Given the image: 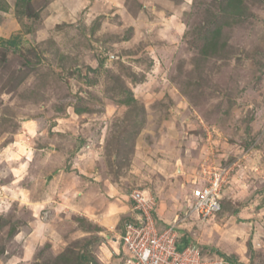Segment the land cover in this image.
<instances>
[{
    "label": "rangeland",
    "instance_id": "rangeland-1",
    "mask_svg": "<svg viewBox=\"0 0 264 264\" xmlns=\"http://www.w3.org/2000/svg\"><path fill=\"white\" fill-rule=\"evenodd\" d=\"M215 172L223 207L187 213ZM138 188L205 257L264 264V0H0V264H123Z\"/></svg>",
    "mask_w": 264,
    "mask_h": 264
},
{
    "label": "built area",
    "instance_id": "built-area-1",
    "mask_svg": "<svg viewBox=\"0 0 264 264\" xmlns=\"http://www.w3.org/2000/svg\"><path fill=\"white\" fill-rule=\"evenodd\" d=\"M213 175L212 179L193 188L187 213L195 212L205 218L215 215L221 209L226 184L222 172ZM130 199L135 216L124 222L118 241L123 264H228L222 256L205 257L195 244L180 248L178 240L181 234L175 223L158 228L154 211L157 200L151 193L146 194L144 189H134Z\"/></svg>",
    "mask_w": 264,
    "mask_h": 264
},
{
    "label": "crops",
    "instance_id": "crops-1",
    "mask_svg": "<svg viewBox=\"0 0 264 264\" xmlns=\"http://www.w3.org/2000/svg\"><path fill=\"white\" fill-rule=\"evenodd\" d=\"M6 150V149H5ZM5 152H9V150H6ZM64 173V171H60V173H54L52 175V179L50 180V182H54L56 181L57 179H59L60 175ZM84 175V174H83ZM81 177V176H80ZM49 178V177H48ZM70 182V180L68 181ZM67 181H63V182H60L59 185H58V189H66L68 187V183ZM86 185L85 187H89L91 186L93 190L96 189V194L97 196H99V200H100V203H104L105 205L103 206L104 207V210L106 211H113L114 209L112 204H110V199L107 197L108 194L111 195V193H113V190L111 188H108V187H103L105 188V192L101 190V186L99 185V187L97 186L98 184L91 180L89 181H85ZM92 190V191H93ZM107 194V195H106ZM122 199H125V200H121V203L123 204L122 206H119V210H121L122 214H125V215H128V219H132L134 216H135V211L133 210V204L132 202L130 201V198H129V194H126V195H122ZM125 201V202H124ZM92 212V211H91ZM157 217H158V223L160 222L164 227L166 225H168V220H167V217L164 215V214H161L159 212V214H157ZM162 218V220L160 221V219ZM127 220V219H126ZM103 221V220H102ZM163 221V222H162ZM102 223L105 224V222L103 221ZM106 225V224H105ZM160 228H163V227H160ZM123 232V227L120 229V233H119V236L117 238V243L118 241L120 240V236ZM117 248L119 249V247L117 246ZM115 251V256L119 257L120 258V254H119V250L117 249H114L113 252ZM221 252L223 253H226L228 255V252H226V249H223L221 250ZM107 254V253H106ZM113 254V253H112ZM108 257H110V255H107Z\"/></svg>",
    "mask_w": 264,
    "mask_h": 264
},
{
    "label": "trees",
    "instance_id": "trees-1",
    "mask_svg": "<svg viewBox=\"0 0 264 264\" xmlns=\"http://www.w3.org/2000/svg\"><path fill=\"white\" fill-rule=\"evenodd\" d=\"M24 11L26 13V8L25 7H24ZM8 41L14 43L13 40H8ZM224 200H225V197H223L222 200H221V203H222L221 208L224 205ZM190 243H191V240L187 236L185 237V236L182 235V237H180L179 240H178V245H179L180 248L185 246V245H187V244H190ZM218 256L224 257L228 264H236L237 263V259H236L235 256L227 255V254H225V253H223L221 251H219Z\"/></svg>",
    "mask_w": 264,
    "mask_h": 264
}]
</instances>
